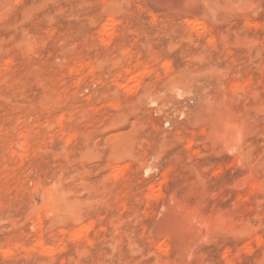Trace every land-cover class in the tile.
Listing matches in <instances>:
<instances>
[{
  "label": "rangeland",
  "instance_id": "rangeland-1",
  "mask_svg": "<svg viewBox=\"0 0 264 264\" xmlns=\"http://www.w3.org/2000/svg\"><path fill=\"white\" fill-rule=\"evenodd\" d=\"M0 264H264V0H0Z\"/></svg>",
  "mask_w": 264,
  "mask_h": 264
},
{
  "label": "bare ground",
  "instance_id": "bare-ground-1",
  "mask_svg": "<svg viewBox=\"0 0 264 264\" xmlns=\"http://www.w3.org/2000/svg\"><path fill=\"white\" fill-rule=\"evenodd\" d=\"M126 71H128V70H126ZM230 120H231V119H230ZM224 122H225V120H224ZM203 131H204V130H203ZM223 133H225V132H223ZM226 136H227V135H226ZM227 137H228V136H227ZM239 138H240V137H239ZM224 140H225V138H224ZM229 140H230V137H229L228 141H229ZM226 141H227V140H226ZM228 141H227V143H228ZM20 157H21V156H20ZM147 171H148V170H147ZM260 172H261V171H260ZM254 173H255V172H254ZM256 183H258V182H256ZM244 184H245V183H244ZM244 184H243V187L245 186ZM248 185H249V184H248ZM259 185H260V184H259ZM240 186H241V185H240ZM252 186H253V185H252ZM237 187H238V186H237ZM250 187H251V186H250ZM254 187H255V186H254ZM246 189H247V188H246ZM255 190H256V189H255ZM258 190H259V188H258ZM246 193H247V192H246ZM248 193L251 194L252 192H248ZM240 196H241V195H240ZM242 197H244V196H242ZM244 198H245V197H244ZM244 198H243V199H244ZM179 208H180V207H179ZM176 209H177V208H176ZM49 211H50V210H49ZM50 212H51V211H50ZM50 212H47V214H48V213L50 214ZM185 214H186V213H185ZM186 215H187V214H186ZM186 217H187V216H186ZM187 218H188V217H187ZM202 221H203V220H202ZM37 222H38V221H37ZM39 222H40V220H39ZM39 222H38V223H39ZM76 222H77V221H76ZM205 222H206V221H205ZM206 224H207V223H206ZM235 224H236V223H235ZM88 226H89V225H88ZM88 226H87V227H88ZM36 227H37V226H36ZM83 227H85V226H83ZM87 227H85V228H82V227H81V230H82V229H86ZM229 227H230V226H229ZM37 228H39V227H37ZM89 229H90V227H89L87 230H89ZM227 229H228V227H227ZM230 229H231V228H230ZM61 230H62V229H61ZM228 230H229V229H228ZM82 231H83V230H82ZM231 231H232V229H231ZM234 231H235V230H234ZM35 232H36V231H35ZM60 232H61V231H60ZM61 233H62V232H61ZM74 233H75V232H74ZM76 233H77V232H76ZM81 233H82V232H81ZM85 233H86V232H85ZM79 234H80V233H79ZM75 235H76V234H75ZM42 245H43V244H42Z\"/></svg>",
  "mask_w": 264,
  "mask_h": 264
}]
</instances>
